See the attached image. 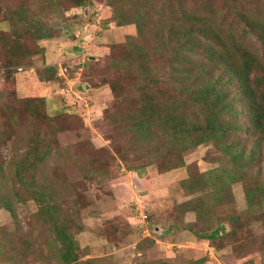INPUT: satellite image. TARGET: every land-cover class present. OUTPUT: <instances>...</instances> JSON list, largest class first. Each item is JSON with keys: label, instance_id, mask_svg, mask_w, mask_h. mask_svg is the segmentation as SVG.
Masks as SVG:
<instances>
[{"label": "rangeland", "instance_id": "1", "mask_svg": "<svg viewBox=\"0 0 264 264\" xmlns=\"http://www.w3.org/2000/svg\"><path fill=\"white\" fill-rule=\"evenodd\" d=\"M215 2L222 5L223 0ZM75 3L0 0V172L4 174L0 176V264H61L59 229L73 239L80 264H264V253L258 250L264 236V201L255 209L254 221L242 220L243 250L229 241L199 240L188 229L197 230L199 224L195 213L183 206L194 196L186 195L181 182L193 166L199 172L225 166L227 159L213 145L185 152V166L175 170L159 172L156 165L141 174L128 170L137 163L123 161L116 152L122 140L105 114L113 106L105 81L118 82L127 96L136 88L109 70L107 62L111 49L117 53L115 45L130 42L128 36L135 32L134 25L111 21L127 17L133 0H84L80 8ZM19 7L26 9V23L15 32L23 47L16 58L10 50L12 34L1 31H9V22L3 20L5 9ZM28 21L46 27L52 39L34 42L26 35ZM138 43L149 50L150 41ZM25 44L28 50L39 44L44 51L23 57ZM48 65H56L58 73L43 82L44 77L51 79L43 73ZM33 97L43 100L34 102ZM30 106L40 115L59 119L55 125L34 120ZM46 133L58 138L59 151L45 164L27 168L21 184L15 165L32 139ZM243 145L249 149L253 142ZM261 154L264 159V146ZM253 171L264 176V160ZM231 190L236 213H243L247 207L243 184L233 183ZM208 201L212 204L213 197L209 195ZM139 205L147 215L145 221ZM224 213L220 208L216 215Z\"/></svg>", "mask_w": 264, "mask_h": 264}, {"label": "trees", "instance_id": "2", "mask_svg": "<svg viewBox=\"0 0 264 264\" xmlns=\"http://www.w3.org/2000/svg\"><path fill=\"white\" fill-rule=\"evenodd\" d=\"M215 1L133 0L132 11L124 15L127 17L111 19L118 26L136 27V35L128 36L130 42L115 45L117 53L113 47L107 58L109 70L114 69L136 88L127 96L118 82L105 81L113 95L112 110L105 114L122 140L116 152L123 161L137 163L128 170L139 174L149 165H156L159 172L184 167L185 152L213 145L227 159L225 166L206 172L193 166L181 182L186 195L194 196L183 206L195 213L199 224L197 230L188 229L199 240L229 241L243 250L242 220L254 221L255 209L264 201V176L253 171L264 160V0H223L222 5ZM252 4L256 6L250 7ZM83 5L84 0H76L74 7ZM25 12L19 7L5 9L4 13L9 31L1 32L12 34L10 50L16 58L23 47L15 34L26 23ZM25 31L34 42L52 39L46 27L33 21L27 22ZM140 40L151 42L149 50L138 43ZM25 46L23 57L44 51L39 44L34 50ZM4 68L10 74L9 66ZM46 70L43 73L51 79L44 77L43 82L57 76L56 65H48ZM28 110L34 120L55 125L59 119L40 115L31 106ZM51 137L46 133L33 138L15 165L21 184L27 168L45 164L53 152L59 151L58 138ZM243 141L253 142V146L248 149ZM0 176L4 174L0 172ZM237 182L244 187L247 207L243 213H236L233 206L231 185ZM49 208L55 210L54 206ZM220 208L227 213L216 215ZM57 232L62 241L58 250L61 264H80L73 239L62 229ZM261 238L258 250L264 253V236Z\"/></svg>", "mask_w": 264, "mask_h": 264}, {"label": "built area", "instance_id": "3", "mask_svg": "<svg viewBox=\"0 0 264 264\" xmlns=\"http://www.w3.org/2000/svg\"><path fill=\"white\" fill-rule=\"evenodd\" d=\"M87 36H88V33H85L84 40H85L86 43L89 40V39H86ZM139 209H140V216L143 218V221H145V219L147 218V215L144 213L143 207H141L140 205H139Z\"/></svg>", "mask_w": 264, "mask_h": 264}, {"label": "crops", "instance_id": "4", "mask_svg": "<svg viewBox=\"0 0 264 264\" xmlns=\"http://www.w3.org/2000/svg\"><path fill=\"white\" fill-rule=\"evenodd\" d=\"M129 25H133V24H129ZM124 26V25H123ZM135 26V25H134ZM136 28V27H135ZM136 34V29H135V32L134 33H132V34H129V35H131V36H134ZM47 41V40H46ZM115 198H116V200H119V199H117V196H116V194H115ZM118 203H120V201H118Z\"/></svg>", "mask_w": 264, "mask_h": 264}, {"label": "water", "instance_id": "5", "mask_svg": "<svg viewBox=\"0 0 264 264\" xmlns=\"http://www.w3.org/2000/svg\"><path fill=\"white\" fill-rule=\"evenodd\" d=\"M85 88H87V87L85 86Z\"/></svg>", "mask_w": 264, "mask_h": 264}]
</instances>
